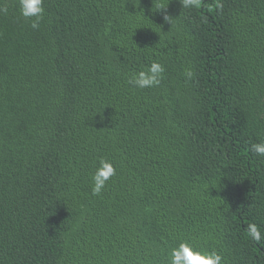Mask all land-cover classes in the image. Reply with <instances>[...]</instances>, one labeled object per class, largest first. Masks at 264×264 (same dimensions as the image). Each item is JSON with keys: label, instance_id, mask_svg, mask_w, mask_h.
Segmentation results:
<instances>
[{"label": "trees", "instance_id": "obj_1", "mask_svg": "<svg viewBox=\"0 0 264 264\" xmlns=\"http://www.w3.org/2000/svg\"><path fill=\"white\" fill-rule=\"evenodd\" d=\"M185 3L0 0V264H264V0Z\"/></svg>", "mask_w": 264, "mask_h": 264}, {"label": "clouds", "instance_id": "obj_2", "mask_svg": "<svg viewBox=\"0 0 264 264\" xmlns=\"http://www.w3.org/2000/svg\"><path fill=\"white\" fill-rule=\"evenodd\" d=\"M194 0H186L185 6L193 3ZM44 0H18L19 13L25 19L31 20V27L39 29L40 21L44 17ZM170 18L165 16V20ZM165 72L164 66L159 62H152L149 66L143 68L134 74L128 84L134 88L147 89L158 87L163 79ZM185 76L191 79L193 73L191 70L185 71ZM249 151L257 156L264 157V142L253 143ZM115 168L111 161L104 157L98 158L97 166L91 176L92 194L99 195L106 187L108 181L115 175ZM249 234L254 240H260V232L256 225H250ZM223 257L217 252L202 251L196 248L188 241L179 243L172 248L169 264H222Z\"/></svg>", "mask_w": 264, "mask_h": 264}]
</instances>
